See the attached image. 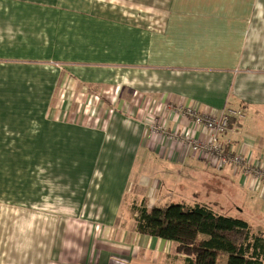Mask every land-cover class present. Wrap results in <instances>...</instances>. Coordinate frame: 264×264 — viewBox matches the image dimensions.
<instances>
[{"label":"crops","instance_id":"0c3cea01","mask_svg":"<svg viewBox=\"0 0 264 264\" xmlns=\"http://www.w3.org/2000/svg\"><path fill=\"white\" fill-rule=\"evenodd\" d=\"M91 93L118 103L112 111L93 103L89 121L80 118L86 126L76 125L71 108L88 104ZM149 101L162 106L156 116L169 133L198 138L203 134L190 120L165 106L196 105L217 116L242 109L244 120L223 140L264 159V0H0V149L37 150L40 160L46 148L66 146L68 134L78 151L61 153V165L69 166L63 186L75 204L60 210L91 215L70 220L63 261L185 264L172 243L136 233L135 221L132 232L118 224L129 194L130 212L143 200L152 209L162 189L171 196L184 185L188 165L203 163L149 135ZM229 174L239 184L219 176L244 186L241 174ZM249 192L242 203L262 217L261 227L247 221L264 234V195ZM13 252L6 264H31L28 252L14 263L20 255ZM33 262L50 264L39 247Z\"/></svg>","mask_w":264,"mask_h":264},{"label":"rangeland","instance_id":"374dc122","mask_svg":"<svg viewBox=\"0 0 264 264\" xmlns=\"http://www.w3.org/2000/svg\"><path fill=\"white\" fill-rule=\"evenodd\" d=\"M109 101L105 97L101 98L100 95H96L88 104L85 101H80L81 108H79L80 105L77 102L72 108L70 107L72 110L74 109L77 115V117L73 116L76 119H74L73 123L76 125L81 123L82 126H86L85 122L81 121L83 119H85L83 121H89L86 118H90L88 113L90 109L94 108V106H91L93 103L95 107L101 103L104 106L109 104L110 108L108 110L112 111L111 106L118 102ZM79 109L80 112L78 113ZM104 114L103 111V117ZM149 114V109H147L146 115L148 116ZM152 115L154 116V113ZM16 129H19V127ZM63 140H66L63 142L66 146L58 149L46 148L40 160L36 157L37 150L0 149V254H2L0 255V263L6 264L4 260L7 257L11 258L10 253L14 249L13 253L17 252L20 255L19 257H13L14 263L17 258H21L20 252L25 254L24 257L27 256L28 252L30 263L33 264L34 255L37 254L39 247V250H45L50 264H72L70 260L63 261L65 252L62 245H71V235L69 237L68 232L70 231V220L75 215L78 216L76 218H84V216L88 217L91 214L82 213L79 215L73 210L68 212L60 210L61 208L63 210L73 208L72 204H75V202H72L73 200L69 195L67 186H63L68 183L67 178L64 177L68 175L62 173L67 172L66 168H69V166L61 165L60 160L63 158L61 153L67 155L75 153L74 156H77L78 153L69 144L68 134H66V139ZM17 143L16 141L15 144ZM199 164L197 168L200 171L192 165H188L185 168L184 174L187 179L184 177L185 179L182 182L184 185L180 184L178 186L179 190L172 187L170 182V188L175 190L171 194L172 197L168 195L170 191L167 193V190L162 189L163 197L155 198V200L161 201V204L164 205L181 203L189 205L206 204L212 206L218 213L224 215L232 214L235 218L252 220L256 229H258L257 225L261 227L258 217H262L256 215L253 210L244 205L245 203H242L243 192L253 190L249 186H235L228 180L223 179L221 176H228L230 181L239 184V181L235 178L233 179L231 174L228 175L230 171L227 169L222 170L225 173L223 174L204 162ZM175 171L177 174V170ZM216 171L217 178L214 177L213 180H209L213 172L216 173ZM207 173L208 175L205 176ZM176 184L177 182L173 183V185ZM134 193L137 195V203L143 198V193L141 191ZM132 195L129 194L128 199L130 201L124 204L118 220V224L129 232H132L134 221V214L129 210ZM149 205L151 204L148 202V208L151 207ZM238 208H242L244 213L239 214ZM149 210L151 209L149 208ZM72 221L76 222L75 220ZM256 221H258V224H256ZM80 231L85 230L80 229ZM79 246L75 244V247L78 248L75 249L73 255H79ZM5 254L9 256L3 257ZM68 257V259H71L70 256ZM219 264H227L226 256L220 258Z\"/></svg>","mask_w":264,"mask_h":264},{"label":"trees","instance_id":"16d2710c","mask_svg":"<svg viewBox=\"0 0 264 264\" xmlns=\"http://www.w3.org/2000/svg\"><path fill=\"white\" fill-rule=\"evenodd\" d=\"M234 122L237 120L232 119L231 124ZM197 158L211 166L208 160ZM132 210L135 232L172 243L175 253L185 257V264H219L222 256L227 264H264V234L245 219L218 213L201 203L156 204L149 210L143 200Z\"/></svg>","mask_w":264,"mask_h":264},{"label":"built area","instance_id":"2783aa9c","mask_svg":"<svg viewBox=\"0 0 264 264\" xmlns=\"http://www.w3.org/2000/svg\"><path fill=\"white\" fill-rule=\"evenodd\" d=\"M149 115L146 126L150 136H162L184 148L188 154L209 161L212 167L231 168L240 173L244 186H249L253 192L264 195V159L254 160L252 155L236 152L230 141L225 142L224 136L229 131L231 120L242 121L245 118L242 109L227 108L219 116L209 111H202L196 105L168 106L175 115H181L190 120L203 134L202 138L168 132L166 122L161 123L156 109L162 107L154 101L148 102ZM154 113V116L152 115Z\"/></svg>","mask_w":264,"mask_h":264}]
</instances>
